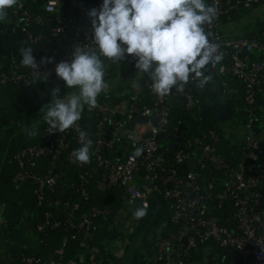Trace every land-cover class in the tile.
Wrapping results in <instances>:
<instances>
[{
	"label": "built area",
	"instance_id": "2783aa9c",
	"mask_svg": "<svg viewBox=\"0 0 264 264\" xmlns=\"http://www.w3.org/2000/svg\"><path fill=\"white\" fill-rule=\"evenodd\" d=\"M35 1L20 0L8 9L11 22H0L21 29L37 63L42 57L54 58L53 62L41 65L37 73L21 66L20 52H10L7 66L0 65V93L9 84L28 88L34 83L47 89L59 87L62 97L78 92V88L64 92L65 82L57 78L55 66L62 60L70 61L76 44L94 48L88 10L81 0H47L43 15L32 16L26 3ZM206 3L217 8L207 30L213 33L224 58L209 64L204 74L242 84L240 97L250 114L257 97L264 96V0ZM253 11L255 19L247 22V31L236 28L227 32L235 18L241 20L243 14ZM259 11L263 12L261 18ZM44 18L54 22L49 33L33 34L30 29L40 26ZM2 32L0 29V35ZM54 40L58 46L53 54ZM102 59L108 87L97 98L99 107L87 108L96 116L95 121L85 125L78 121L64 132L49 134L46 130L40 145L25 147L12 157L16 187L31 185L35 204L53 208L44 211L42 221L35 226L36 234L59 230L64 234L48 259L28 254L20 258V264H193L194 254L201 252L206 261L213 247L234 252L241 264H264V136L255 134L252 118L241 126L230 119L226 125L220 122L218 130L227 143L222 150L217 130L189 139L184 135L183 142L167 141L168 145L161 147L159 138L179 129L171 125L170 102L179 99L180 108L192 111L196 107L193 94L184 90L159 96L152 91L148 77L137 71L133 57L121 63ZM143 78L148 79L145 87L141 85ZM196 81L193 78L189 84ZM89 125H93L92 132ZM79 130L88 133L92 141L91 167L81 165L71 155L83 143ZM128 134L131 141L125 138ZM239 141L241 150L227 158L226 150ZM136 149H142L139 156ZM41 159L48 163L37 172ZM93 175L98 177L93 182L96 189L123 191V211L113 213L109 208L89 205ZM145 203L151 215L168 214L166 234L157 231L153 218L144 222L134 218V211ZM7 223L5 206L0 204V228ZM99 224L104 226L102 235L96 234Z\"/></svg>",
	"mask_w": 264,
	"mask_h": 264
},
{
	"label": "clouds",
	"instance_id": "9594fccd",
	"mask_svg": "<svg viewBox=\"0 0 264 264\" xmlns=\"http://www.w3.org/2000/svg\"><path fill=\"white\" fill-rule=\"evenodd\" d=\"M19 3L0 0V21L10 23L8 9ZM86 15L94 48L76 44L70 61L56 64L57 78L65 82L66 88L79 91L62 97L59 87L50 89L51 100L40 109L49 134L77 126L85 105L89 111L99 107L97 98L108 87L102 58L121 63L133 57L135 68L148 77L152 91L159 96L169 95L173 88L183 92L193 78L198 80L197 87H205L211 80L204 75L206 67L224 58L213 33L207 30L217 16V8L206 0H103L99 8L90 9ZM19 52L21 66L37 73L41 65L54 59L42 57L37 63L32 47L22 46ZM27 135H38L36 125ZM78 135L82 146L71 155L81 165L90 163L92 141L83 130ZM141 151L136 149L135 155ZM147 208L146 203L138 207L134 218H143Z\"/></svg>",
	"mask_w": 264,
	"mask_h": 264
},
{
	"label": "trees",
	"instance_id": "16d2710c",
	"mask_svg": "<svg viewBox=\"0 0 264 264\" xmlns=\"http://www.w3.org/2000/svg\"><path fill=\"white\" fill-rule=\"evenodd\" d=\"M89 11L93 7H88L87 2L90 0H81ZM98 1V0H94ZM44 2L42 0H36L35 2L26 3V9L29 10L32 16L37 14L43 15ZM47 18L50 19L49 16ZM44 18L43 22L38 27H32L30 31L33 34L41 33L47 35L49 28L53 21ZM52 18V17H51ZM0 29L3 32L0 35V65L7 66V55L10 52H19L20 47H27V40L18 26L12 27L6 26L0 22ZM6 27V28H4ZM54 48L51 53H56V46H58V40H54ZM231 80L230 78L228 79ZM198 80L194 84H187L185 90H188L193 94L195 100V109L192 111H185L182 108L171 107V125L173 127L183 126L185 128L184 135L186 139L199 137L204 131L217 130L220 136L219 146H227V143L222 140V134L218 130L220 122L217 120V116L213 114L212 109H203L204 97L200 95V91H207V85L203 88L197 87ZM55 87V86H54ZM53 87V88H54ZM38 91H42L43 95H40ZM61 94L63 90H61ZM146 93V90H145ZM172 94L177 93L173 88ZM1 105H0V204L5 206V215L8 223L4 228H0V236L6 238L7 248H17L19 256L15 259L16 264H20V258L24 255L35 254L42 259H48L56 249L61 239L63 238V232L50 231L45 235L38 236L35 231V226L42 221V215L45 210L53 211L50 207H38L34 202L32 194V186L26 185L21 188H17L12 182V178L16 172V166L12 161L14 154L18 153L21 149L28 146H38L42 143L44 133L47 130V124L43 121L44 112L40 111L41 107L51 100L50 89H46L45 85L41 83H34L30 87H21L18 85L9 84L2 88L1 93ZM87 105H85L81 119L82 124H88L89 121L94 122L96 116L88 112ZM261 108V109H260ZM252 112L249 114L245 111V105L243 98L228 102V117L230 120H234L238 125H244L252 118L254 122V130L256 135H260L258 126L264 119V96H259L256 99L255 105L252 107ZM238 110V111H236ZM46 111V109L44 110ZM40 122L39 124H37ZM36 125L38 135L35 137H29L27 131L32 130V126ZM167 137L163 136L159 138V143L162 146H167ZM242 141L237 146L227 149L225 155L227 158L234 157V155L241 150ZM80 147H76L79 149ZM168 152V149L166 150ZM167 154V153H166ZM48 160L41 159L38 161L37 172H41L47 165ZM92 161L87 163L86 166L91 167ZM64 168L70 171H75V166L65 165ZM98 177L93 175L92 185L90 187L89 205L98 206L101 208H109L113 210V213L117 210L119 200L122 198L123 191L121 189H105L98 190L94 187L93 182ZM264 193V188H263ZM54 198V197H53ZM66 198V196H63ZM263 210H264V198H263ZM53 214H55L53 212ZM58 214V213H56ZM149 216L151 215L150 213ZM146 214V215H147ZM164 212H158L155 214L157 217ZM141 222L150 219L142 218ZM157 227L155 221L153 222ZM102 227V228H100ZM28 230L38 236L37 241H31L25 230ZM104 231L103 224L96 226V234L102 235ZM34 243V244H33ZM218 251V250H215ZM192 259L200 261L203 259V254L198 252L192 256ZM135 264V263H134Z\"/></svg>",
	"mask_w": 264,
	"mask_h": 264
},
{
	"label": "water",
	"instance_id": "95a60500",
	"mask_svg": "<svg viewBox=\"0 0 264 264\" xmlns=\"http://www.w3.org/2000/svg\"><path fill=\"white\" fill-rule=\"evenodd\" d=\"M42 1L45 3L47 0H42ZM64 45H65L64 48H66L67 44H64ZM147 83H148V79L143 78V80L141 81V85L145 87ZM206 85L209 86L211 90L208 91L207 93H205L204 91H200V95L204 97V104L202 105V108L212 109L213 114L217 116V120L219 122L227 121L229 119L228 102L235 101L240 98V95L238 93L233 92L234 87L236 86V83L231 82L228 79L223 78V77H214ZM239 87L242 88L243 85L239 83ZM45 88L47 89L48 86L45 85ZM213 94H215V97H213ZM169 106L179 108L181 106V100L173 99L170 102ZM92 129H93V125H89L90 132H92ZM184 131H185V128L183 126H180L176 134H170L167 136V140L174 141L176 143L183 142ZM125 138L128 141L132 140V137L129 134L126 135ZM175 147L176 145H174V148ZM194 164H195V161L191 160L190 166L194 167ZM135 204L137 206L139 205L137 200H135ZM151 231H153V229ZM217 256L219 257V255ZM208 258L214 259V257H208ZM235 258H236V254L231 253L229 260L233 262L235 261ZM188 263H190V260H188Z\"/></svg>",
	"mask_w": 264,
	"mask_h": 264
},
{
	"label": "rangeland",
	"instance_id": "374dc122",
	"mask_svg": "<svg viewBox=\"0 0 264 264\" xmlns=\"http://www.w3.org/2000/svg\"><path fill=\"white\" fill-rule=\"evenodd\" d=\"M102 2H103V0H98V1L90 0V1L87 2V6L88 7H93V8L94 7L99 8V6L102 4ZM254 14H255V11L250 12V13H245V14H243L241 16L242 17L241 20L235 18L234 22L231 23L230 26H227V28H226L227 32H231V31H233L236 28H240V29H242L244 31H247V30H245L246 26H247V22H251V21H253L255 19V18H253ZM257 16L259 18H261L263 16V12L259 11L257 13ZM89 22L90 21L88 20V24H89ZM69 89L70 88H65L64 92L68 91ZM38 93L41 95L42 91H38ZM230 121L232 123L238 124L234 120H230ZM39 123L40 122H38L37 124H39ZM226 123H227V121L223 122V124H225V125H226ZM239 126H241V125H239ZM239 142H241V141H239ZM239 142H238V144H239ZM122 205H123V200L121 199V200H119V205H118L117 209H120V211H123ZM148 217H150V219L153 218V221H155V223H157V225H160V224L166 225V222L168 220V214H166V213L160 214V215H158V217L156 215H154V214L150 215V216H149V214H147L143 218H148ZM24 230L27 232L26 229H24ZM157 231H159V232L162 231L163 233L166 234L168 232V229L167 228L164 229V227L159 226V227H157ZM27 234H28V232H27ZM5 250L7 251V253H5L4 258L2 260H0V264H16L15 259L19 256V251L17 250V248H13V247L12 248H7L6 247ZM220 263H221L220 260L217 261V264H220ZM194 264H206V263H203L202 260H200V261L194 260Z\"/></svg>",
	"mask_w": 264,
	"mask_h": 264
},
{
	"label": "crops",
	"instance_id": "0c3cea01",
	"mask_svg": "<svg viewBox=\"0 0 264 264\" xmlns=\"http://www.w3.org/2000/svg\"><path fill=\"white\" fill-rule=\"evenodd\" d=\"M87 25L90 27V22H89V24L87 23ZM230 81L236 83V86L234 87L233 92H236L239 95H241L242 94V88L239 87V83L234 81V80H232V79ZM258 128H260L259 129V134L264 136V119L262 120V122L260 123ZM263 188H264V186H263ZM27 232H28V236L30 238L32 236V239H33L32 241H37L36 236H35L34 233H32V232H30L28 230H27ZM27 232L25 231L26 234H27ZM5 243H6V238H4L3 236H0V260H2L4 258L5 253H7V251L5 250L6 249V244ZM215 250H218V251H215ZM208 253H209L208 256H206L207 258H205L206 261H204L202 259L203 263H206V264H217V261L220 260V262H221L220 264H241V262H240V260H239L237 255H236L235 261L231 262L229 260L230 254L234 253V252H225V251H221V250L213 247L212 250H210ZM217 255H219V257ZM208 257H214V259H211V258H208ZM193 264H194V262H193Z\"/></svg>",
	"mask_w": 264,
	"mask_h": 264
},
{
	"label": "flooded vegetation",
	"instance_id": "af4514ba",
	"mask_svg": "<svg viewBox=\"0 0 264 264\" xmlns=\"http://www.w3.org/2000/svg\"><path fill=\"white\" fill-rule=\"evenodd\" d=\"M211 90V88H209V86H207V91H206V93L208 92V91H210ZM213 97H215V94H213Z\"/></svg>",
	"mask_w": 264,
	"mask_h": 264
}]
</instances>
